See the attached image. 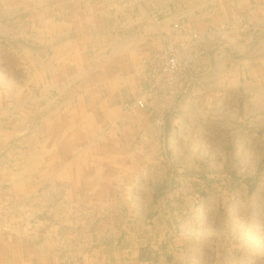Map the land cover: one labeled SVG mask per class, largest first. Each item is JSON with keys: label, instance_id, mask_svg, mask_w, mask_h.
<instances>
[{"label": "crops", "instance_id": "1", "mask_svg": "<svg viewBox=\"0 0 264 264\" xmlns=\"http://www.w3.org/2000/svg\"><path fill=\"white\" fill-rule=\"evenodd\" d=\"M27 1L0 0V21L20 15L6 28L23 34L30 15L36 42L43 23L54 52L46 60L47 73L31 53L37 63L22 76L21 87L0 86V200L23 205L35 220L47 209L49 227L65 237L74 234L63 222L89 217L101 222L96 231L87 225L80 231L93 245L81 264H228L215 239L230 232L232 207L249 206L264 189V10L248 27L255 33L225 34L210 69L200 70L192 90L171 107L161 108L153 99L120 121L115 86L120 77L105 73L102 85L88 80L71 85L82 73L52 64L57 60L55 7L44 4L40 11V0ZM179 4L165 12L194 23V2L183 4L185 9ZM239 6L224 4L225 19ZM78 14L83 11H70L65 36H84L87 27ZM202 19L205 29L216 22ZM73 51L65 45L63 63L74 58ZM135 84L127 85V103L145 87ZM39 232L36 226L31 230V241L0 239V264H63L56 254L63 250L55 249L57 235L52 254L41 256L35 244ZM92 236L114 240L93 244Z\"/></svg>", "mask_w": 264, "mask_h": 264}, {"label": "rangeland", "instance_id": "2", "mask_svg": "<svg viewBox=\"0 0 264 264\" xmlns=\"http://www.w3.org/2000/svg\"><path fill=\"white\" fill-rule=\"evenodd\" d=\"M49 1V2H48ZM208 1V2H205ZM223 2L221 5L220 3ZM40 0L39 10L44 9V4L49 7H55V25L57 27L55 37L56 62L57 69L69 66L74 73H82L78 78L72 77V83L77 84L83 80L95 82L93 85H102L101 76L114 73L120 77L115 84L119 91L117 97L121 101V111L119 120L131 119L128 106L133 102L128 101L130 87L127 85L131 82L140 88L142 83L145 85L142 93L146 88L145 77V60L152 54L163 48L164 42L172 39V27L174 24L184 26L185 33L181 38L173 39L175 43H183L190 47L189 50L182 51L183 54H189L188 70H208L211 66L213 55L218 50L222 38L227 32H239L247 35L255 33L251 23L260 20L259 13L264 10V0ZM25 2H28L25 0ZM195 5L197 19L194 23L188 24L173 11L176 4L181 8L183 4ZM233 2L239 6V9L229 19H225L224 4ZM205 3L204 6H201ZM207 3V4H206ZM186 5V6H188ZM223 8H220V7ZM171 7V13H166L165 8ZM187 8V7H186ZM80 9L83 14H78L87 27L84 36L77 39L75 32L65 36L63 28L70 17V11ZM235 9V8H233ZM262 9V10H261ZM217 11V12H216ZM20 15H14L12 18L5 19L1 22L4 28H0V86L6 90V87L12 91H17L21 85L22 76L30 68H35V61L30 60L31 53L34 57L41 60L38 68H47L48 55L51 56L54 46H48V37L43 30V23H40V40H37V31L31 29L32 18L27 14L24 19H28L29 24L25 23L23 34L20 32L7 29L12 28L15 18ZM22 16V15H21ZM205 18H214L215 24H210L204 28ZM262 19V18H261ZM26 21V20H25ZM43 22V21H40ZM46 25V24H45ZM248 30V31H247ZM258 32V31H257ZM197 35L192 38V35ZM264 36V31H262ZM36 37V38H35ZM51 42V40H50ZM65 45H71L74 58L67 63H63L60 58V51ZM63 53V52H62ZM38 55V56H37ZM119 55V56H118ZM118 56L117 58H115ZM122 57V58H119ZM60 59V60H59ZM119 60V61H117ZM37 68V67H36ZM56 69V70H57ZM68 69V67H67ZM192 71V72H194ZM23 80V79H22ZM61 79L57 78V81ZM57 84V83H56ZM143 85V86H144ZM136 99L138 98V95ZM144 109H137L140 111ZM128 113V115H127ZM136 113V112H135ZM127 118V119H126ZM161 120H156V128L159 129ZM141 192H144L141 190ZM47 189L43 192L44 204L47 206L48 196ZM23 205L15 204L14 200H0V239L11 235L24 240H30L33 237L31 230L36 226L40 229V236L36 240L41 256L47 258L54 250L51 246L52 240L57 232H53V226L49 227L47 219L48 210L45 209L39 217V220L32 219L30 215L22 209ZM24 208V207H23ZM88 208V207H84ZM86 211V210H85ZM84 214V211H80ZM22 213V214H21ZM232 221L230 223V232L226 231V236L217 237L216 243L224 247L222 251L226 252L223 257L228 264H264V189L259 190L253 197L249 206H236L231 210ZM27 216V218H26ZM43 218V219H42ZM90 218V217H89ZM84 218L72 222L69 220L62 225L73 230V236L65 237L63 231L57 235L56 251L59 261L63 264H81L85 252L92 245L86 243L84 237H81V229L89 226L90 231H96L104 225L94 219ZM109 224V223H108ZM91 233V232H90ZM89 234V233H88ZM220 238V239H219ZM35 240V239H34ZM93 244L95 242H106L110 244L114 240L112 236H101L100 238L90 237ZM31 241V240H30ZM91 244V245H90ZM223 244V245H222ZM93 247V245L91 246ZM59 248V249H58Z\"/></svg>", "mask_w": 264, "mask_h": 264}, {"label": "built area", "instance_id": "3", "mask_svg": "<svg viewBox=\"0 0 264 264\" xmlns=\"http://www.w3.org/2000/svg\"><path fill=\"white\" fill-rule=\"evenodd\" d=\"M172 33L174 37L165 41L161 50L145 60L146 88L139 93L131 106H128L129 112L145 109L148 101L153 99H157L161 108L171 107L179 95L191 91L196 84L199 70H188L190 55L182 53L190 47L182 42H173V39L184 35V26L174 24ZM196 36L194 34L192 38Z\"/></svg>", "mask_w": 264, "mask_h": 264}]
</instances>
